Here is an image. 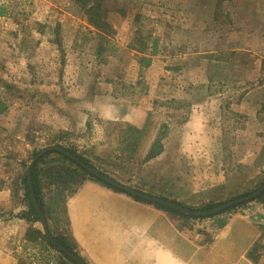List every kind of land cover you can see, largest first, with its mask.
Returning <instances> with one entry per match:
<instances>
[{"label":"rangeland","instance_id":"rangeland-1","mask_svg":"<svg viewBox=\"0 0 264 264\" xmlns=\"http://www.w3.org/2000/svg\"><path fill=\"white\" fill-rule=\"evenodd\" d=\"M105 6L114 30L107 37L71 0H0V101L7 105L0 114V264H68L45 242L28 240L27 230L43 234L42 226L21 217L28 209L20 180L47 148L75 151L111 181L191 209L264 183V59L252 51L260 49L264 0ZM141 56L150 66L138 64ZM38 166L74 169L53 153ZM68 177L43 179L47 224L88 264L69 214L87 185L104 186ZM260 205L252 200L218 216ZM169 219L176 230L204 235L198 224L212 217Z\"/></svg>","mask_w":264,"mask_h":264},{"label":"crops","instance_id":"crops-1","mask_svg":"<svg viewBox=\"0 0 264 264\" xmlns=\"http://www.w3.org/2000/svg\"><path fill=\"white\" fill-rule=\"evenodd\" d=\"M261 30L260 49L252 51L262 60L264 23ZM258 101L264 103V81ZM87 186L85 196L78 205L73 204L69 215L88 264H254L247 254L255 243L261 247L258 264H264L261 205L260 209L248 207L207 219L198 224V228H206L203 235L191 228L176 230L167 214L125 195L96 184ZM212 220L221 222L220 228L208 227Z\"/></svg>","mask_w":264,"mask_h":264},{"label":"trees","instance_id":"trees-1","mask_svg":"<svg viewBox=\"0 0 264 264\" xmlns=\"http://www.w3.org/2000/svg\"><path fill=\"white\" fill-rule=\"evenodd\" d=\"M71 1L74 3V5L80 11H82L85 14L86 19H87V24L90 27H92L96 32H98V33H100L106 37L111 36L114 33L112 26L110 25V23L107 20V15H108L109 11L106 8L105 4L107 3L108 0H71ZM140 51L141 52L145 51V48L140 49ZM138 64L141 67H148L151 64V60H150V58H148L146 56H141L138 58ZM6 110H7L6 103L0 101V114L4 113ZM64 150L66 152L70 153L75 158H77L88 169L99 173L92 165L87 163V161H85L75 151L66 150V149H64ZM50 154H52V153H47V154L41 156L40 158L36 159L35 162L33 163V165L30 167L29 171L26 170L25 173L23 174L21 180H20L22 190L24 192V199L27 202V209H28L25 213H23L21 215V217L30 221V222H40V220L38 218V215H37L36 210L34 208V205L32 203V198L30 195V189L28 186V175H30V177H31V188H32V191L34 194V198H35L37 205H38L44 219L46 220V222L49 220V217H48L49 213H48V209H47V206L44 202V198L42 195V183H43V179H48V178H51V180L54 179V180H59L60 182H62L63 179L68 177V176H69L68 177L69 181H71V180L74 181V178H76V177L80 178L82 175L88 176L93 181H96V182L102 184L105 188L113 191L114 193H119V194L125 195V196H127V197H129V198H131L137 202L151 204V203L146 202L144 200L132 197L131 195H129V194H127V193H125L119 189L113 188L109 184L94 178L93 176L88 174L81 166L77 165L71 159L65 157L64 155H62L60 153H53V154L60 157L63 162L68 163L74 169L59 167V166L48 168L47 171H43L42 169H39V166H38L39 163L43 162V160L45 158L49 157ZM37 155L38 154L36 153L34 155V158ZM62 172L64 174H62ZM102 176H104V175H102ZM104 177L106 179L110 180L108 177H106V176H104ZM69 181L65 180V182H69ZM263 185H264V183L262 185H260L259 189L261 187H263ZM258 190L254 191L250 194H245V195L233 198V199H231L225 203H209L206 206L199 208V209L186 208V207L182 206L181 204H179L178 202L167 199V198H157V197H153L151 195L143 194L141 192H138V193L143 194V195L148 196V197H152L154 199H157L161 202H164L167 205H172L174 207L185 209L191 213L202 214V213H207V212L213 211V210L221 207L224 204L239 201L243 198H246V197L254 194ZM255 200L260 202L262 208L264 209V193L259 195ZM247 204L248 203H242L238 206L231 207L230 209L225 211V213H228V212L236 209L237 207H244ZM152 205L154 206L155 209L164 212L168 216H176V217L181 218L185 223H187L190 220L204 219L205 218V217H199V218L197 217L196 218V217L187 216V215H184V214H182L178 211H175L173 209H169L168 207L160 205V204H152ZM48 228H49V226H48ZM26 235L28 236V240H33L34 242H36V241L45 242L51 249H54L55 251L60 253L61 256L64 258V260L68 264H75L72 260H70L64 254H62L59 251V249L52 247L45 234H41L39 231H37L33 228H29L26 232ZM52 237H53L54 241L56 242V244L58 245L59 248L68 251L70 254H72L74 257H76L80 262H82L83 264H86V262L76 252L73 244L66 237H64V236H53V235H52ZM259 248H261L260 245L258 243H255L247 254L248 259L250 261H252V263H254V264H258V260L260 258V254H258Z\"/></svg>","mask_w":264,"mask_h":264},{"label":"water","instance_id":"water-1","mask_svg":"<svg viewBox=\"0 0 264 264\" xmlns=\"http://www.w3.org/2000/svg\"><path fill=\"white\" fill-rule=\"evenodd\" d=\"M47 153H60L62 155H64L65 157L71 159L74 163H76L77 165L81 166L88 174H90L91 176H93L94 178L100 180V181H103L107 184H109L110 186H112L113 188H116V189H119L129 195H131L132 197H135V198H138V199H141V200H144L146 202H149L151 204H160V205H163V206H166L168 207L169 209H173L175 211H178L184 215H187V216H191V217H205V218H210V217H215V216H218L222 213H224L225 211H227L228 209H230L231 207H234V206H238L242 203H248L252 200H255L259 195L263 194L264 193V185L263 187H261L257 192H255L254 194L246 197V198H243L239 201H235V202H230V203H227V204H224L222 205L221 207L213 210V211H210V212H207V213H202V214H195V213H191L185 209H182V208H178V207H174L172 205H167L165 204L164 202H161L157 199H154L152 197H148V196H145L143 194H140L138 193L137 191H134L132 189H129L125 186H122L114 181H111V180H108L106 179L104 176H102L101 174L95 172V171H92L90 169H88L84 164H82L77 158H75L74 156H72L70 153L66 152L64 149H61L59 147H52V148H47V149H44L42 150L30 163L29 167H28V171L30 169V167L33 165V163L35 162L36 159L40 158L41 156L47 154ZM28 186H29V189H30V195H31V198H32V203L34 205V208L36 210V213L38 215V218L40 220V224L42 226V231H43V234L46 235L49 243L51 244L52 247L54 248H57L59 249V251L64 254L67 258H69L70 260H72L75 264H83L82 262H80L76 257H74L72 254H70L68 251L64 250V249H61L58 247V245L56 244V242L54 241L50 231H49V228H48V225H47V222L46 220L44 219L38 205H37V202L34 198V194H33V191H32V188H31V177L30 175H28Z\"/></svg>","mask_w":264,"mask_h":264}]
</instances>
